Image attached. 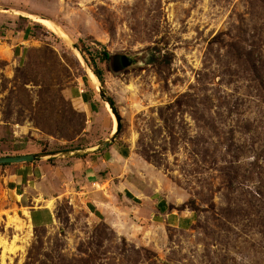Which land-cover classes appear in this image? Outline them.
<instances>
[{
	"label": "rangeland",
	"instance_id": "rangeland-1",
	"mask_svg": "<svg viewBox=\"0 0 264 264\" xmlns=\"http://www.w3.org/2000/svg\"><path fill=\"white\" fill-rule=\"evenodd\" d=\"M0 27V152L100 144L101 85L123 156L42 216L0 209V264H264V0H0Z\"/></svg>",
	"mask_w": 264,
	"mask_h": 264
},
{
	"label": "crops",
	"instance_id": "crops-1",
	"mask_svg": "<svg viewBox=\"0 0 264 264\" xmlns=\"http://www.w3.org/2000/svg\"><path fill=\"white\" fill-rule=\"evenodd\" d=\"M32 33L33 31L28 29L25 33L16 32L17 43L10 46L15 59L19 60L23 57L24 51L28 48L27 44L33 39ZM7 39L6 34H0V48L4 45L8 46ZM0 54L6 56L7 53L0 52ZM1 139L3 138L0 137ZM0 144L3 145V142ZM38 153L42 152L34 149L28 153L14 154V156ZM8 156L0 152V157ZM120 160H123V156L114 146L99 154L82 158L0 166V209L11 211L14 207H19V212L23 213L28 209L29 219H35L39 215H44L43 209L46 205L38 208H33V205L41 201L53 203L63 196L77 192L76 190L83 191L89 185L94 186L102 181L103 173L109 168L113 169V164Z\"/></svg>",
	"mask_w": 264,
	"mask_h": 264
},
{
	"label": "water",
	"instance_id": "water-1",
	"mask_svg": "<svg viewBox=\"0 0 264 264\" xmlns=\"http://www.w3.org/2000/svg\"><path fill=\"white\" fill-rule=\"evenodd\" d=\"M125 59L133 60L131 57H125ZM128 63H131V62L128 61ZM130 65H132V63ZM98 89H99L100 95L106 99V103L109 104V106L112 109L113 114L116 117V120H117L116 133H113L109 138H107L100 144L91 146L88 148H84V149H74V150H66V151L51 152V153L29 154V155L13 156V157H0V166L23 164V163H35V162L58 160V159H65V158L87 157V156L99 154L100 152L104 151L106 148L112 146L115 143L116 138L120 133L121 120L116 111V107L112 99L107 97L101 85H98Z\"/></svg>",
	"mask_w": 264,
	"mask_h": 264
},
{
	"label": "bare ground",
	"instance_id": "bare-ground-1",
	"mask_svg": "<svg viewBox=\"0 0 264 264\" xmlns=\"http://www.w3.org/2000/svg\"><path fill=\"white\" fill-rule=\"evenodd\" d=\"M30 17H31V16H30ZM34 20H35L38 24H42V25H44V26H45L46 28H48L49 30H51V31H53V32H57V33H58L59 35H61L62 37L65 36V34H63L58 28H56V27L54 26V24H52L50 21H48V20H46V19H42V18H34ZM88 75H89L90 79H91L94 83H98V79H97L96 75H95L93 72L89 71ZM106 109L108 110L109 113L111 112V114H113L111 107H110L109 104H107V103H106ZM113 116H114V119H115V120H114V127H113L112 134H113V133H116V131H117V121H116V117H115L114 114H113ZM9 220L12 221V223H13L16 219L12 217V218H10Z\"/></svg>",
	"mask_w": 264,
	"mask_h": 264
},
{
	"label": "trees",
	"instance_id": "trees-1",
	"mask_svg": "<svg viewBox=\"0 0 264 264\" xmlns=\"http://www.w3.org/2000/svg\"><path fill=\"white\" fill-rule=\"evenodd\" d=\"M102 60L104 62H107V60H109V54L108 53H104ZM93 72L96 75L97 79L103 84V74H102V72L99 71V70H96V69H94ZM78 148H80V147H78ZM66 149H70V148H66ZM74 149H76V148H74ZM54 151H56V150H54ZM42 152L43 153H48V150H43ZM9 156H11V155H9ZM11 157H13V156H11Z\"/></svg>",
	"mask_w": 264,
	"mask_h": 264
},
{
	"label": "flooded vegetation",
	"instance_id": "flooded-vegetation-1",
	"mask_svg": "<svg viewBox=\"0 0 264 264\" xmlns=\"http://www.w3.org/2000/svg\"><path fill=\"white\" fill-rule=\"evenodd\" d=\"M114 60H115L116 62L121 61V62L123 63V65H125V66H126V64H127V65H130L131 63H132V65L135 64L134 60H127V59H125V57H121V58H119V57H115ZM127 61H129V62H131V63H128ZM136 61H139L138 57H137ZM132 65H130V66H132Z\"/></svg>",
	"mask_w": 264,
	"mask_h": 264
}]
</instances>
